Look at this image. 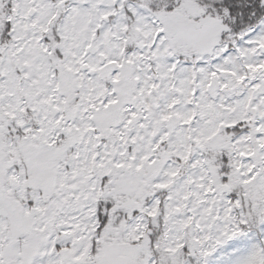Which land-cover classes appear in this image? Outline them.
<instances>
[{"label":"snow or ice","instance_id":"obj_1","mask_svg":"<svg viewBox=\"0 0 264 264\" xmlns=\"http://www.w3.org/2000/svg\"><path fill=\"white\" fill-rule=\"evenodd\" d=\"M0 264H264V0H0Z\"/></svg>","mask_w":264,"mask_h":264}]
</instances>
